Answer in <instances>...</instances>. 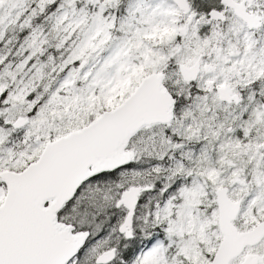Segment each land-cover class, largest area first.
<instances>
[{"label": "snow or ice", "instance_id": "snow-or-ice-1", "mask_svg": "<svg viewBox=\"0 0 264 264\" xmlns=\"http://www.w3.org/2000/svg\"><path fill=\"white\" fill-rule=\"evenodd\" d=\"M0 264H264V0H0Z\"/></svg>", "mask_w": 264, "mask_h": 264}]
</instances>
